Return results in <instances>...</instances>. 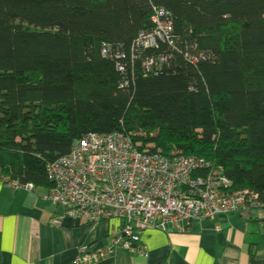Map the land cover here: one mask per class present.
Segmentation results:
<instances>
[{
    "label": "trees",
    "instance_id": "16d2710c",
    "mask_svg": "<svg viewBox=\"0 0 264 264\" xmlns=\"http://www.w3.org/2000/svg\"><path fill=\"white\" fill-rule=\"evenodd\" d=\"M156 11L168 38L137 41ZM113 132L264 206V0H0V181L47 192L48 164Z\"/></svg>",
    "mask_w": 264,
    "mask_h": 264
},
{
    "label": "built area",
    "instance_id": "2783aa9c",
    "mask_svg": "<svg viewBox=\"0 0 264 264\" xmlns=\"http://www.w3.org/2000/svg\"><path fill=\"white\" fill-rule=\"evenodd\" d=\"M163 16L156 11L153 32L137 41L152 44L155 36L168 38L170 22ZM46 175L51 187L45 199L67 209L74 220L91 227L121 221L106 246L80 249L70 264H96L117 250L141 255V230L183 233L194 220L264 207L252 193L230 192L220 168L195 157L139 152L122 132L83 136L68 155L46 166ZM0 184L12 191L33 189L9 179Z\"/></svg>",
    "mask_w": 264,
    "mask_h": 264
},
{
    "label": "crops",
    "instance_id": "0c3cea01",
    "mask_svg": "<svg viewBox=\"0 0 264 264\" xmlns=\"http://www.w3.org/2000/svg\"><path fill=\"white\" fill-rule=\"evenodd\" d=\"M0 184V264H70L106 246L121 221L91 227L45 199L46 189ZM141 255L117 250L96 264H264V209L194 220L185 232L139 231Z\"/></svg>",
    "mask_w": 264,
    "mask_h": 264
},
{
    "label": "rangeland",
    "instance_id": "374dc122",
    "mask_svg": "<svg viewBox=\"0 0 264 264\" xmlns=\"http://www.w3.org/2000/svg\"><path fill=\"white\" fill-rule=\"evenodd\" d=\"M41 190H44V189H41Z\"/></svg>",
    "mask_w": 264,
    "mask_h": 264
}]
</instances>
